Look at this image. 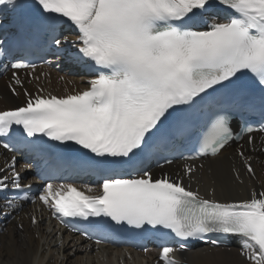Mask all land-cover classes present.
Wrapping results in <instances>:
<instances>
[{"label": "snow or ice", "instance_id": "obj_1", "mask_svg": "<svg viewBox=\"0 0 264 264\" xmlns=\"http://www.w3.org/2000/svg\"><path fill=\"white\" fill-rule=\"evenodd\" d=\"M35 3L54 23L74 27L78 43L71 42V46L78 49V58L91 62L96 78L76 94L32 95L17 72L35 65L16 58L10 64L14 71L9 87L19 96L14 85L19 86L26 99L21 106L0 111V146L12 151L4 138L10 139L19 127L29 138L74 142L103 164L131 165L126 173L118 167L103 168L108 175L99 183L100 195H86L71 183H47L39 201L58 219L103 217L137 230H166L181 243L179 249L162 246V264H181L172 254L186 250V242L202 241L208 234L236 237L247 264H264V191L251 190L250 198L229 203L203 197L199 189L184 182V177L191 181L196 174L193 165L198 159L215 158L230 141L237 140L244 143L237 144L234 155L249 176L255 177L248 153L264 154V0H215L225 19L208 24L207 30H195L192 23L213 6V0ZM0 7L15 11L20 3L0 0ZM53 43L59 49L69 41L53 37ZM4 54L0 48V55ZM249 74L260 91L259 127L237 123L233 128L232 114L215 113L198 130L195 153L182 154L185 161H192L184 164L183 173H176L175 178L168 174L153 178L142 162L145 148L163 123L175 113L187 114L206 96ZM247 107L257 111L254 104ZM177 130L183 131V126ZM254 133L261 134L259 144ZM165 162L172 161L165 158ZM15 165L13 156L0 166V214L5 216L20 207L15 201L30 199L25 190L31 185L22 183ZM233 171L235 180L243 184L240 171ZM92 190L89 186L88 191ZM209 196H215V188ZM209 242L213 246L221 243L217 239Z\"/></svg>", "mask_w": 264, "mask_h": 264}, {"label": "bare ground", "instance_id": "obj_2", "mask_svg": "<svg viewBox=\"0 0 264 264\" xmlns=\"http://www.w3.org/2000/svg\"><path fill=\"white\" fill-rule=\"evenodd\" d=\"M9 15L10 13L0 14V19ZM65 37L68 41H77L72 33H68ZM46 69L50 78L39 83L45 86L46 94L50 92L51 95L66 96L75 89L87 88L83 81L84 77L76 76L79 71L74 70L70 64L63 63L62 68L47 67ZM61 69L65 70V74H60L63 83L59 82L58 77ZM21 80L24 88L33 95L37 82L26 75V72L21 73ZM12 83L11 75L0 80V111L14 108L25 102L23 89L19 86L14 85L21 94L13 95L9 87ZM248 154L255 170L254 178L249 176L241 159L234 155V148L230 147L224 149L215 158L195 162L193 166L197 167L196 174L191 181L188 177H184V182L190 183L193 190L199 189L201 196L215 198L218 201L232 203L248 199L251 190L264 191V163L261 161L264 156L259 152ZM9 160L10 156L3 154L0 150V166H4ZM184 164L172 163L168 167L154 170L153 174L168 173L175 177L176 173H183ZM200 164L204 165L202 169L198 168ZM234 168L240 171L243 184L235 180ZM212 188H215L214 197L209 196ZM30 211L34 212V209L31 208ZM9 215L13 218L6 219L5 215L0 214V264H160L156 262L157 254L151 251L145 256L112 246L96 247L72 240L64 233L58 236L60 230H57L54 222L44 225L45 219L41 218L38 224L32 225L29 211L24 208L10 210ZM172 256L179 259L181 264H247V261L240 255L238 243L231 248L212 249L199 246L193 251Z\"/></svg>", "mask_w": 264, "mask_h": 264}, {"label": "rangeland", "instance_id": "obj_3", "mask_svg": "<svg viewBox=\"0 0 264 264\" xmlns=\"http://www.w3.org/2000/svg\"><path fill=\"white\" fill-rule=\"evenodd\" d=\"M56 68H59V67H56ZM60 68H61V67H60ZM54 69H55V68H54ZM60 71H61V70H60ZM53 73H54V72H53ZM60 74H61V75L65 74V70H63V73H60ZM60 74H59V76H58L59 78H60V76H61ZM76 76H80L79 72H78V74H76ZM38 77H40V76H38ZM38 77L35 78V81H37V84H36V85H38V86H36L34 89H35V91L40 92V90L42 89V87H43V89L45 90V86L42 85V84L39 85L40 82H38V81H42V80H39ZM61 77H62V76H61ZM54 92L58 93L57 90H54ZM48 93H50V92H48ZM93 255H94V253H93ZM62 258H63V257H62ZM62 258H61V259H62ZM73 261H75V259H74Z\"/></svg>", "mask_w": 264, "mask_h": 264}]
</instances>
